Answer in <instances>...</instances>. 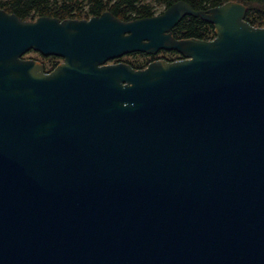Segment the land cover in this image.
<instances>
[{
  "label": "water",
  "instance_id": "water-1",
  "mask_svg": "<svg viewBox=\"0 0 264 264\" xmlns=\"http://www.w3.org/2000/svg\"><path fill=\"white\" fill-rule=\"evenodd\" d=\"M245 14L0 9V264H264V27ZM187 16L214 38H174ZM160 50L181 59L108 63Z\"/></svg>",
  "mask_w": 264,
  "mask_h": 264
},
{
  "label": "trees",
  "instance_id": "trees-1",
  "mask_svg": "<svg viewBox=\"0 0 264 264\" xmlns=\"http://www.w3.org/2000/svg\"><path fill=\"white\" fill-rule=\"evenodd\" d=\"M175 1L177 0H0V9L15 14L25 21H32L42 16L59 20L88 19L104 12H110L120 20L131 21L154 16L160 8L166 9ZM183 1L196 11L220 6L228 1L239 2L246 7L245 20L254 27H264V0ZM172 35L176 39L195 38L207 41L214 38L213 26L210 23L199 17L189 16L180 20L172 29ZM43 59L49 62L44 66L45 70H49L57 58L48 56ZM137 66L132 65L135 69L139 68Z\"/></svg>",
  "mask_w": 264,
  "mask_h": 264
},
{
  "label": "flooded vegetation",
  "instance_id": "flooded-vegetation-1",
  "mask_svg": "<svg viewBox=\"0 0 264 264\" xmlns=\"http://www.w3.org/2000/svg\"><path fill=\"white\" fill-rule=\"evenodd\" d=\"M113 15V14H112ZM91 18V17H90ZM117 18V17H116ZM89 19V18H88ZM119 19V18H118ZM120 20V19H119ZM123 21V20H121ZM185 39V38H184ZM36 53V52H35ZM37 54V53H36ZM138 54H142V53H131V54H126L123 55L120 58L117 59H113L112 61H109L108 63L113 64V63H125L128 64L129 66L132 67V65H138L137 67H139L138 69H143L145 68L148 64L157 61V60H164L167 62H172V61H176L181 59V56L174 52V51H165V50H160L158 51L155 55H147V54H142V55H138ZM39 55V54H38ZM40 56V55H39ZM42 57V56H41ZM125 57L128 58H134V60H124ZM135 57H139V59L135 58ZM42 58H46V57H42ZM39 61L40 63H42L43 67L48 64L45 62V60L43 59H34ZM58 60V61H57ZM139 61V63H136L135 61ZM61 62V59L57 58L55 59L54 64H52V66L49 68V70H45V72H50L55 66H57L59 63ZM136 63V64H135ZM133 68V67H132ZM135 69V68H134Z\"/></svg>",
  "mask_w": 264,
  "mask_h": 264
},
{
  "label": "rangeland",
  "instance_id": "rangeland-1",
  "mask_svg": "<svg viewBox=\"0 0 264 264\" xmlns=\"http://www.w3.org/2000/svg\"><path fill=\"white\" fill-rule=\"evenodd\" d=\"M165 9L164 8H160L159 10H158V13L156 14V15H158V14H160V13H162L163 11H164ZM24 58L25 59H28V58H30V59H42L43 60V58L41 57V56H39L38 54H36V53H34V52H29V53H27L25 56H24ZM135 58H137V59H139V57H135ZM124 60H134V58H128V57H125L124 58ZM58 61V60H57ZM45 62L46 63H48L49 64V62L47 61V60H45ZM54 62H55V60H54ZM136 63H139V61L137 60V61H135Z\"/></svg>",
  "mask_w": 264,
  "mask_h": 264
}]
</instances>
